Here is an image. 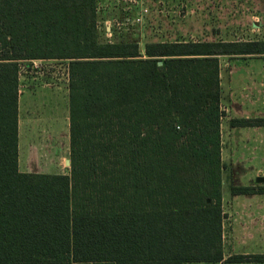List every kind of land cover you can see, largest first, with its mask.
I'll list each match as a JSON object with an SVG mask.
<instances>
[{
  "label": "trees",
  "instance_id": "16d2710c",
  "mask_svg": "<svg viewBox=\"0 0 264 264\" xmlns=\"http://www.w3.org/2000/svg\"><path fill=\"white\" fill-rule=\"evenodd\" d=\"M97 22V0H0V264L221 262L219 58L264 63V40L142 54L101 43ZM34 60L66 64L68 175L18 171V63ZM251 262L264 257L226 259Z\"/></svg>",
  "mask_w": 264,
  "mask_h": 264
},
{
  "label": "rangeland",
  "instance_id": "374dc122",
  "mask_svg": "<svg viewBox=\"0 0 264 264\" xmlns=\"http://www.w3.org/2000/svg\"><path fill=\"white\" fill-rule=\"evenodd\" d=\"M97 8L98 19L106 17L112 22L111 35L103 24L98 28L99 41L136 43L142 54L145 44L150 42L264 40V0H97ZM231 66L240 67V82L235 94L243 99L257 96L259 118L254 119L257 129H232L230 136L226 134L230 120L227 117L221 121L225 179L222 196L229 214L223 227L225 251L264 257V183L256 182L258 177L264 178V89L259 92L263 59L254 57ZM18 73L20 170L68 175L66 64L42 61L38 68ZM249 76L257 79V88L255 84L249 87ZM225 82L226 74L223 85ZM248 88H251L250 94ZM260 104L262 111H259ZM1 114L0 110V121ZM251 132H257V136L250 135ZM231 185H254L261 194L235 197L230 194Z\"/></svg>",
  "mask_w": 264,
  "mask_h": 264
},
{
  "label": "crops",
  "instance_id": "0c3cea01",
  "mask_svg": "<svg viewBox=\"0 0 264 264\" xmlns=\"http://www.w3.org/2000/svg\"><path fill=\"white\" fill-rule=\"evenodd\" d=\"M98 13H99V10L97 8V15H98ZM111 23L112 22L110 21V19L106 18V17L103 19H98L97 29L103 24L105 30L108 32L109 35H111V28H110ZM113 25H114V23H113ZM251 58H254V57L253 56H245V57H220L219 58V62H220V74H219V79H220V107L223 110L222 113L224 114L221 121H223V119L227 118V117L230 120V122L232 120H240V119L254 120V119L259 118L257 116L258 115L257 114L258 113L257 112L258 111L257 96L250 95L249 99H243L242 97H239L238 95L235 94L236 89H237V85L239 86V82H240V73H238V71H240V67L235 66L232 68V66H231L232 64H236V63H240V62L242 63L243 61L244 62L248 61ZM226 59H228V60H226ZM244 59H246V60H244ZM225 74L227 75V82H225V85H223V78H224ZM249 77H250L248 79V83L250 85L249 87H251L253 84H255V87L257 88V79L255 78V80H252V78H251L252 76H249ZM259 80H260L259 81L260 82L259 92H261V91L263 92V89H264V63H263L261 77ZM248 89L249 90H247V91L249 93V91H251L250 90L251 88H248ZM18 102H19V99H18ZM18 111H19V109H18ZM259 111H262L261 104H260V110ZM234 115L235 116L238 115V117H234ZM261 128H263V126ZM232 129H239V127H232L230 124L229 130L226 133L228 136H230ZM242 129H257V126L243 127ZM255 133L256 134L251 132L250 135H256L257 136V132H255ZM221 145H223L222 140H221ZM222 163L224 166L223 160H222ZM18 171L20 173H25V172H22V170H20L19 123H18ZM31 174H34V173H31ZM224 183H225V179L222 175V192H223ZM239 187H241V188H246V187L253 188L255 192L251 195H237L235 197H242V196L255 197L256 195L261 194L258 192V190L256 188L257 186H254V185L253 186L252 185L251 186H238V187H234L233 185H231L230 194H232V189L239 188ZM249 204L252 205V203H249ZM222 208H223L224 214L226 215V219L224 220V223H225V222H228V220H229V214L225 210L223 196H222ZM233 255H235V254L225 251V237H224V233H223V260L217 264H229V263H226V259L229 258L230 256H233ZM241 255L249 256L250 254L245 253V254H241ZM251 255H256V254H251ZM196 264H205V263H196ZM239 264H246V263H239Z\"/></svg>",
  "mask_w": 264,
  "mask_h": 264
},
{
  "label": "built area",
  "instance_id": "2783aa9c",
  "mask_svg": "<svg viewBox=\"0 0 264 264\" xmlns=\"http://www.w3.org/2000/svg\"><path fill=\"white\" fill-rule=\"evenodd\" d=\"M42 60H34V61H28V62H25L23 63V65L20 67V70H25V71H28L30 70L31 67H34V68H38V64L41 63ZM66 79H67V82H68V74H67V71H66ZM220 111L222 112L223 110L221 109L220 107Z\"/></svg>",
  "mask_w": 264,
  "mask_h": 264
},
{
  "label": "water",
  "instance_id": "95a60500",
  "mask_svg": "<svg viewBox=\"0 0 264 264\" xmlns=\"http://www.w3.org/2000/svg\"><path fill=\"white\" fill-rule=\"evenodd\" d=\"M158 65L160 66L161 63H158ZM66 164L69 166L70 165V161L67 160L66 161ZM256 182H257V184H262V183H264V178L263 177H258L257 180H256Z\"/></svg>",
  "mask_w": 264,
  "mask_h": 264
}]
</instances>
